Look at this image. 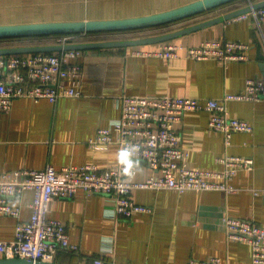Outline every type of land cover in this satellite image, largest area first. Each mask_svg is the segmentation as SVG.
Listing matches in <instances>:
<instances>
[{"label":"crops","instance_id":"1","mask_svg":"<svg viewBox=\"0 0 264 264\" xmlns=\"http://www.w3.org/2000/svg\"><path fill=\"white\" fill-rule=\"evenodd\" d=\"M192 1L0 0V24L127 18ZM251 1L262 0L226 5L186 23L138 31L130 39L176 31ZM89 36H76L75 43L102 40L100 35ZM123 39L129 38L115 40ZM209 39L247 43L248 59L223 63L213 58L192 59L185 51L170 59L132 53L137 48L156 50L163 42L84 50L73 60L82 65L80 95L60 97L56 102L20 97L13 100L8 112L0 111V175L49 164L57 169L86 163L104 168L120 162L123 150L117 143L91 147L89 140L98 129L119 118L122 95L221 99L242 91L248 78H264V28L255 19L237 16L170 41L198 45ZM227 106L232 117L248 120L254 127L251 132H235L229 145L222 132L209 127L208 111L185 112L178 128L193 167L221 170L219 158L224 155L254 159L252 170H239L231 179L235 191L134 189L135 202L152 211L128 220L113 217L112 199L107 195L80 189L71 199L54 198L49 216L63 221L70 242L79 245L77 252H58L55 260L63 264H95L99 258L103 264H188L193 258L216 256L223 264H252L251 246L231 240L222 219L229 215L264 226V101L230 100ZM132 162L138 168L132 180L150 175L144 161ZM32 200V190L14 200L21 207L22 221L31 217ZM17 222L14 216L0 215V240L14 239Z\"/></svg>","mask_w":264,"mask_h":264},{"label":"built area","instance_id":"2","mask_svg":"<svg viewBox=\"0 0 264 264\" xmlns=\"http://www.w3.org/2000/svg\"><path fill=\"white\" fill-rule=\"evenodd\" d=\"M249 16L264 28V7L239 15L241 18ZM75 38L76 34H61L54 44L75 43ZM248 47L247 43L226 39L204 40L198 45L166 41L156 50L137 48L132 53L170 59L185 51L192 59L213 58L227 63L247 60ZM83 51L0 55V111L8 112L13 100L20 97L47 98L56 102L60 97L80 95L83 70L82 65L73 60ZM230 100L264 101V78H248L242 91L227 93L221 99L122 95L119 118L111 121L108 127L98 129L89 145L117 143L123 151L130 152V159L104 168L86 163L57 169L49 164L42 169L22 168L1 174L0 215L14 216L18 222L14 239L0 240V257L53 261L60 251H79V245L70 242L65 223L49 216V205L54 198H73L80 189L109 196L113 217L126 220L137 213L152 211L151 207L135 202L134 189L235 191L231 179L239 170H252L254 159L224 155L219 158L223 164L221 170L193 167L189 164V152L182 145L178 128L185 112L205 110L210 115L209 127L222 132L229 145L235 132H251L254 128L248 120L230 115L227 106ZM113 133H116L115 137ZM132 160L144 161L151 169L150 175L139 181L132 180L138 173ZM25 190L33 191L28 221L20 219L21 207L14 201ZM222 220L231 240L251 246L252 264H264V226L229 215ZM95 264H103V259H96ZM188 264L223 263L219 257L212 256L193 258Z\"/></svg>","mask_w":264,"mask_h":264},{"label":"water","instance_id":"3","mask_svg":"<svg viewBox=\"0 0 264 264\" xmlns=\"http://www.w3.org/2000/svg\"><path fill=\"white\" fill-rule=\"evenodd\" d=\"M234 0H195L178 7L135 17L116 18V19H90L72 21H48L19 24H0V38L41 36V35H61L77 34L101 31H122L142 28H151L171 22H175L208 10L217 8ZM264 7V0L241 7L234 11L225 13L221 16L196 23L161 35L146 37L129 38L123 40H100L93 42H80L62 44H37L0 47V55L29 54V53H53L73 49H101L114 47H133L161 43L176 39L206 27L224 22L237 17L253 9ZM0 264H63L56 260H35L23 257H0Z\"/></svg>","mask_w":264,"mask_h":264},{"label":"trees","instance_id":"4","mask_svg":"<svg viewBox=\"0 0 264 264\" xmlns=\"http://www.w3.org/2000/svg\"><path fill=\"white\" fill-rule=\"evenodd\" d=\"M253 1H255V0H253ZM244 2H246V0H234V1L230 2V3L224 4V5L219 6L217 8L224 7L226 5H231V4L233 5L235 3H244ZM217 8H214V9H217ZM212 10L213 9L208 10V11L203 12V13H199L197 15H193V16H190V17L175 21V22H171V23H168V24H164V25H160V26H156V27H151V28H142V29H134V30H122V31L89 32V33H85V34L86 35H90V36H93L94 34L103 35V34H109V33H131V34H134L135 32L142 31V30L155 29V28H159V27L163 28V27L171 26L173 24L186 23L189 20H192V19H194L197 16L208 15V14H210V12ZM82 34L83 33H77L76 36L78 37L79 35H82ZM58 36L59 35H41V36H24V37L0 38V47H10V46H19V45H36V44H45V43L46 44H48V43L49 44H54V43H56V38ZM130 37L131 36H128V38H130Z\"/></svg>","mask_w":264,"mask_h":264},{"label":"rangeland","instance_id":"5","mask_svg":"<svg viewBox=\"0 0 264 264\" xmlns=\"http://www.w3.org/2000/svg\"><path fill=\"white\" fill-rule=\"evenodd\" d=\"M130 35H131V33H109V34L100 35L99 38L102 40H115V39H119V38H128V36H130ZM19 46H22V45H19Z\"/></svg>","mask_w":264,"mask_h":264},{"label":"clouds","instance_id":"6","mask_svg":"<svg viewBox=\"0 0 264 264\" xmlns=\"http://www.w3.org/2000/svg\"><path fill=\"white\" fill-rule=\"evenodd\" d=\"M121 159L122 160H128L130 159V152L128 150H125L121 153Z\"/></svg>","mask_w":264,"mask_h":264}]
</instances>
